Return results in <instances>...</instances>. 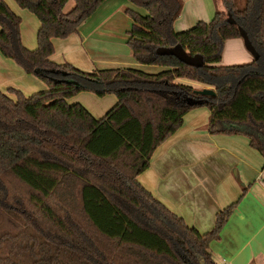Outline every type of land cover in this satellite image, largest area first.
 <instances>
[{
    "label": "trees",
    "instance_id": "16d2710c",
    "mask_svg": "<svg viewBox=\"0 0 264 264\" xmlns=\"http://www.w3.org/2000/svg\"><path fill=\"white\" fill-rule=\"evenodd\" d=\"M16 0L40 21L38 45L22 41V18L0 0V51L48 88L26 96L0 88V264H218L210 244L234 212L200 232L139 181L155 150L193 108L207 106L211 134H242L264 156V0H221L210 22L177 31L182 0H130L127 43L135 60L159 66L82 70L52 59L66 38L105 0ZM229 14L233 20L230 19ZM246 37L251 62L223 65L228 39ZM181 46L203 64L160 48ZM184 79L214 88L201 95ZM87 90L115 94L96 117L69 98ZM13 93V94H14ZM203 100L197 103V100Z\"/></svg>",
    "mask_w": 264,
    "mask_h": 264
},
{
    "label": "crops",
    "instance_id": "0c3cea01",
    "mask_svg": "<svg viewBox=\"0 0 264 264\" xmlns=\"http://www.w3.org/2000/svg\"><path fill=\"white\" fill-rule=\"evenodd\" d=\"M128 2L105 0L77 32L54 38L52 58L57 61V55L64 52L73 62L71 57L87 52L94 58L80 60L78 65L85 70H91L95 63L98 69H160L140 64L133 56L127 43L131 26L121 13ZM74 6L75 0H68L64 12ZM228 43L236 46L237 53H246L241 38L228 39L225 45ZM178 82L195 88L207 86L184 79ZM86 97L83 102L74 97L73 102L81 101L96 116L95 106ZM210 115L205 105L191 109L182 126L155 150L149 168L138 179L187 224L203 233L214 228L220 210L237 202L219 239L210 244L212 256L218 264H264V156L245 135L211 134L207 129Z\"/></svg>",
    "mask_w": 264,
    "mask_h": 264
},
{
    "label": "rangeland",
    "instance_id": "374dc122",
    "mask_svg": "<svg viewBox=\"0 0 264 264\" xmlns=\"http://www.w3.org/2000/svg\"><path fill=\"white\" fill-rule=\"evenodd\" d=\"M128 1H129L128 5H124L125 7L121 9V13L124 17H126L129 20L128 23H130V26H132L131 25L132 18L127 13L126 11L127 8H133L142 13H145L146 9L144 7H140L133 4L130 0ZM182 1H183V7L181 14L174 22V28L177 31L191 28L200 20L210 22L215 16V13L218 9L226 11V8L222 4L221 0H182ZM235 1L238 3V6L240 8H243L245 6V0H235ZM7 2L9 6L15 12H17L18 15L21 16L22 18L21 33H22V41L24 45L30 49L36 48L38 45V31L40 27V21L37 15L32 11H30L29 9L19 6L16 0H7ZM228 15L230 19L233 20L229 12ZM241 39L243 41V47H244L243 49L246 53L244 52L237 53L236 46H233L230 43L226 44L224 46V50L222 54L221 63L223 65L244 64L250 62L252 58H254L255 56L254 52L248 47L245 38L241 37ZM54 46H55V42H54ZM75 50H77V48ZM55 51H56V47H55ZM85 53L84 55L76 54L73 57H71L73 60L72 62L68 59V56L71 55H66V53L63 52L57 55L56 62L71 63L74 66L82 70H85L78 65L81 64L80 60H87L88 57V59L91 61V59L94 58L92 56H88L87 52ZM90 61H88V63H90ZM92 63L94 64L95 62ZM98 67L95 63L92 67L93 69L91 68V70H85V71L94 72L98 70ZM0 88L6 93H10L12 96H14L15 93L13 92L14 93L13 94L10 91L11 88L19 89L26 96H30L31 94L37 91H42L47 89L48 84L44 79L39 77L38 74L26 72V70L19 63H17L14 59L6 57L0 51ZM203 88L214 89L213 87L208 85L202 86L201 88H197V89H203ZM85 95H88V97H90L92 100L87 98ZM74 97L81 101L82 100L85 101L84 97H86L88 103L91 104L92 106H95V112H96L95 114H97L96 115L97 117L103 116L117 102V96L113 93L106 95H98L93 91L83 90L77 93L75 96L69 98V100L73 102ZM110 97H112L111 98L112 100H108L110 99Z\"/></svg>",
    "mask_w": 264,
    "mask_h": 264
},
{
    "label": "water",
    "instance_id": "95a60500",
    "mask_svg": "<svg viewBox=\"0 0 264 264\" xmlns=\"http://www.w3.org/2000/svg\"><path fill=\"white\" fill-rule=\"evenodd\" d=\"M245 40L247 42L248 47L254 52V55H256L254 48L250 45L246 37H245ZM158 51L161 53H174L178 55L180 58H182L183 60L193 63V64H197V65L203 64V58L201 55L189 56L187 52L181 46H176L171 49L170 48H160ZM197 92L201 95H206V96L215 95L214 89H211V88L199 89L197 90ZM196 102L202 103L203 100L200 99V100H197Z\"/></svg>",
    "mask_w": 264,
    "mask_h": 264
}]
</instances>
